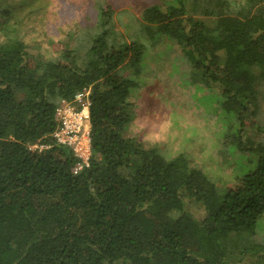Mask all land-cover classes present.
Listing matches in <instances>:
<instances>
[{
    "label": "trees",
    "instance_id": "16d2710c",
    "mask_svg": "<svg viewBox=\"0 0 264 264\" xmlns=\"http://www.w3.org/2000/svg\"><path fill=\"white\" fill-rule=\"evenodd\" d=\"M164 1L143 7L130 41L105 2L84 55L59 42L45 57L0 0V264H264V0ZM150 45L192 70L234 182L126 135ZM85 89L91 156L77 170L56 109Z\"/></svg>",
    "mask_w": 264,
    "mask_h": 264
},
{
    "label": "rangeland",
    "instance_id": "374dc122",
    "mask_svg": "<svg viewBox=\"0 0 264 264\" xmlns=\"http://www.w3.org/2000/svg\"><path fill=\"white\" fill-rule=\"evenodd\" d=\"M105 2L113 4L114 20L130 41L142 34L143 7L165 1L9 0L6 5H12L9 20L28 49L55 57L59 55L55 50L59 42L77 47L85 54L97 31L100 6ZM191 71L185 64L174 70L170 60L160 58L150 45L145 56L144 79L132 98L133 116L126 135L147 145H158L168 156L180 151L192 153L193 161L217 182L232 183L239 178L237 164L218 134L222 122L213 112L212 104L202 97L203 93L196 92ZM86 102L84 95L70 103L81 108ZM256 237L264 240V218Z\"/></svg>",
    "mask_w": 264,
    "mask_h": 264
},
{
    "label": "built area",
    "instance_id": "2783aa9c",
    "mask_svg": "<svg viewBox=\"0 0 264 264\" xmlns=\"http://www.w3.org/2000/svg\"><path fill=\"white\" fill-rule=\"evenodd\" d=\"M85 90L77 94L74 99L79 101L82 96L87 95V102L81 108L72 105L71 101H62L56 109L58 128L55 131V136L58 142L69 145L74 153L82 159L77 164V170L88 166L91 156V124L88 100L90 92Z\"/></svg>",
    "mask_w": 264,
    "mask_h": 264
}]
</instances>
